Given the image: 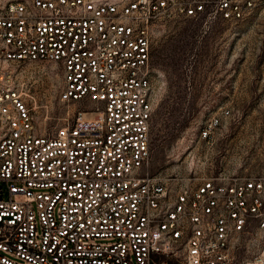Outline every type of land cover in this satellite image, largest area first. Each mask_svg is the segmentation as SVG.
<instances>
[{
  "label": "built area",
  "instance_id": "obj_1",
  "mask_svg": "<svg viewBox=\"0 0 264 264\" xmlns=\"http://www.w3.org/2000/svg\"><path fill=\"white\" fill-rule=\"evenodd\" d=\"M253 17L264 0H0V264H264V173L150 166L160 26ZM37 60L79 102L50 131L21 68Z\"/></svg>",
  "mask_w": 264,
  "mask_h": 264
},
{
  "label": "rangeland",
  "instance_id": "obj_2",
  "mask_svg": "<svg viewBox=\"0 0 264 264\" xmlns=\"http://www.w3.org/2000/svg\"><path fill=\"white\" fill-rule=\"evenodd\" d=\"M153 60L151 169L182 182L264 173V18L166 21ZM21 68L41 131L73 114L79 102L60 99L59 63L27 61ZM95 114L83 111L85 118ZM213 116L219 122L210 126Z\"/></svg>",
  "mask_w": 264,
  "mask_h": 264
}]
</instances>
